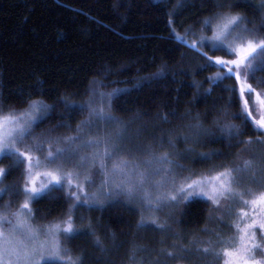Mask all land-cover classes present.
<instances>
[{
	"label": "snow or ice",
	"instance_id": "obj_1",
	"mask_svg": "<svg viewBox=\"0 0 264 264\" xmlns=\"http://www.w3.org/2000/svg\"><path fill=\"white\" fill-rule=\"evenodd\" d=\"M162 3L163 0L157 7ZM186 6V0H177L165 13L170 36L200 52L206 59L204 66L223 69L208 77L210 84L234 79V84L225 88L230 93L228 102L240 105L238 112L232 114L240 123L225 119V109L205 126L200 113H196L186 125L189 131L155 137L159 148L166 145L168 148L157 151L152 144L140 142L139 129L130 132L128 123L113 114V98L122 94L119 88L104 92L93 87L84 101L61 96L57 104L62 105V114L86 110L87 117L78 121L74 130L59 134L57 129L73 128L67 119L35 131L51 117L56 104L39 97L28 99L23 108L5 107L0 102V158L10 159L8 168L0 167V180L14 168H20L23 176L22 186L0 184V199L20 192L24 197L14 211L10 210V200L5 201L4 210L0 211V264H83V253L74 254L65 244L80 236H91L96 248L107 251L91 219L84 223L85 218L80 216L81 223L77 224L75 212L80 208L104 207L120 195L129 202L139 199L145 208L154 211L165 207L174 209L196 198H204L209 204L210 218L221 206V198L236 200L245 205L237 210L239 219L231 225L236 235L219 240L230 246L216 247L212 240L193 238L188 245L174 243V250L162 248L160 251L167 259L177 261L201 254L220 260L222 264H264V90L257 91L249 83L250 79H255L257 84H264V75H256L264 73V32L261 31L264 29V0H259L258 4L253 0H213L214 11L199 21L198 33L193 31L195 38L191 40L173 26L174 17ZM238 7L251 8L254 17L236 11ZM187 31H192L191 26ZM205 46L231 58L209 56L203 51ZM163 72L164 69H160L151 75L155 77ZM211 91L210 86L204 93ZM192 102L195 103V97ZM163 119L167 121L168 115ZM102 125L107 129L103 133L100 131ZM94 130L95 135L91 134ZM248 130L260 135L245 137ZM217 140L225 144L227 151L218 148L196 151L192 146L201 141ZM177 141L186 145L182 152L175 151ZM254 145L261 148L256 149ZM236 146H239L238 162L227 166L211 163L210 169L219 167V170L200 175L189 170L183 179L177 180V170L182 173L186 167L180 162L182 158L191 154V159L208 163L232 155L231 150ZM88 149L91 151H86ZM241 153H249V158H243ZM69 164L72 167H66ZM94 171L100 173L101 180L97 189L89 192L88 186L95 183ZM245 176L249 185L258 188L233 187ZM57 192L71 201L66 211L46 224H33L32 203L42 197L55 199ZM246 196L251 198L245 199ZM137 226H154L159 230L170 227L159 223L155 216L145 219L143 215ZM201 231L211 230L204 227ZM113 245L118 246L115 240ZM129 259H136L135 249Z\"/></svg>",
	"mask_w": 264,
	"mask_h": 264
},
{
	"label": "trees",
	"instance_id": "obj_2",
	"mask_svg": "<svg viewBox=\"0 0 264 264\" xmlns=\"http://www.w3.org/2000/svg\"><path fill=\"white\" fill-rule=\"evenodd\" d=\"M176 3L163 0L157 7L161 0H0V102L5 107L23 108L28 99L39 97L57 105L45 121L47 127L61 119L76 125L83 113L62 114L57 101L61 96L83 101L90 83L96 80L108 92L122 90L113 98V114L132 120L150 139L184 133L196 113L209 126L213 117L226 109L224 118L239 124L240 119L232 114L240 105L228 102L230 93L225 88L233 85L234 79L210 84L208 77L223 69L204 66L206 59L200 52L170 36L165 13ZM212 4L213 0H186L187 6L174 17L176 31L199 28V21L214 11ZM235 10L254 17L251 8ZM203 51L209 56H226L206 46ZM160 69H164L162 74L151 75ZM249 83L264 88L255 79ZM210 86L211 93L205 94ZM166 114L167 121L163 119ZM257 135L260 133L251 130L244 133L245 137ZM238 147L231 150L232 155L208 163L194 160L192 167L204 172L210 170L211 163L227 166ZM212 148L227 151L218 140L195 146L196 151ZM20 182V168L12 169L4 179L5 184ZM66 207L61 192L55 199L42 197L33 202L35 216L42 221L60 216ZM209 210L205 200L188 202L179 216V227L185 233H201L212 224ZM91 216L107 251L96 248L91 236L72 240V248L83 253V264H122L131 247H151L155 240L154 234L138 228V211L122 203L107 204Z\"/></svg>",
	"mask_w": 264,
	"mask_h": 264
},
{
	"label": "rangeland",
	"instance_id": "obj_3",
	"mask_svg": "<svg viewBox=\"0 0 264 264\" xmlns=\"http://www.w3.org/2000/svg\"><path fill=\"white\" fill-rule=\"evenodd\" d=\"M199 28L192 27V31H187V32L185 31L184 33H181V34H185L187 36V38L191 40V39L195 38L193 36V31H196L198 33ZM261 31L264 32L263 29ZM208 35H211V33L209 32ZM226 58H231V57L226 56ZM94 82H97V83H94ZM93 87H97L104 92H108L107 90L103 89L99 85L98 81L95 80V81H92L89 85L87 95H86L87 97L90 93V90ZM255 88L257 89V91L264 90V88H258V87H255ZM253 96H254V94H253ZM87 97H85L84 100H86ZM82 113H83L82 119H85L87 117V111L85 110ZM45 121L35 129L36 132H40L41 129L47 128V126L45 125V123H46ZM123 121H125V120H123ZM126 122L128 123V128H129L130 132H135L137 129H140L137 126H135V123L132 122V120H130V121L126 120ZM72 126H73V128L71 130L66 129V128L65 129L64 128L57 129V134L67 133L69 131L74 130L75 125L73 123H72ZM104 130H107V129H105V127L102 125L101 129H100L101 133H103ZM187 131H189L188 128L185 130V132H187ZM91 134L95 135L96 130H94ZM148 137L149 136L146 133L140 132V142L143 145L152 144L154 147H156L157 151L168 150L167 145L165 146V148L161 149L156 145L155 138L150 139L151 137H149V138ZM197 145H198V143H195L192 146L195 148V146H197ZM185 147H186V145L184 142L177 141L175 151L176 152H182L185 149ZM253 147L256 149L261 148L260 145H254ZM86 151H91V150L88 149ZM240 155L243 158H249V153H241ZM190 156H191V154H189V157L182 158L180 161L186 167L182 173H180V170H177L179 173L177 176L178 181L180 179H183V177L188 174L189 170H191L194 173V175H200L201 173L211 174L213 171L219 170V168H216V169H210V170L204 171V172H196L194 170V168L192 167V162L194 160L191 159ZM6 158L9 160L8 162L3 160ZM233 162H238L237 155L231 161V163H229L228 165H231ZM9 163H10V159L8 157L0 158V167L8 168ZM110 166H111V161H109V167ZM22 167L23 166H21V168ZM66 167L70 168V167H72V165L69 164ZM5 178H6V176L3 177L2 180H0V184H5L4 183ZM93 178L95 180V183L88 186L87 190L89 192L95 191L97 189V187L100 183V180H101L100 173L94 171ZM22 184H23V176L21 173L20 186H22ZM233 187L241 188V189H243L245 187H252L253 189L258 188L257 185H249L247 182L246 176L244 179L240 180V182L238 184L233 185ZM16 194H17V196L15 195V198L13 196L9 197L8 195H4L3 198L0 199V211L4 210L5 201H9V200L11 201L10 210L14 211L18 207V205L23 201L24 197H23L22 192L16 193ZM250 198H251L250 196L245 197V199H250ZM113 199L115 202H112V203H122L125 206L138 211L139 221H140L142 215L144 216L145 219H148L151 216H155L158 219L159 223H164V224L170 226V227H167L165 230H159V229L155 228L154 226L138 227L139 229L141 228V229L145 230V232H148L149 235L154 234L153 237L155 240L152 243L151 247L146 246V245L131 247L129 249V253H128L126 261L123 262L122 264H140L141 260H142V264H208L209 261H211V264H222V261H220V260H214L212 257L203 256L201 254H197L195 256H190L188 259H185V260H179V261L171 260V259H167L166 257H164L163 253H161L160 250L162 248L174 250L172 247L174 243L175 244L188 245L190 243V241H192L193 238H199L201 240H212L216 247L230 246L227 244L220 243L219 240L221 237L227 239L229 237L236 235L235 229L231 225L233 224V222H235L239 219V217L237 215V210L241 207H245V205L238 203L236 200H229V199L221 198V206L212 212L211 218H210V215L208 216L209 222H212L211 226L209 227V229L211 231L201 232L199 234H197V233L191 234V233H185L178 225L179 224V216H180L181 211L183 210V208L186 204L175 207L174 209H170V208L165 207L159 211H154L152 209L145 208L143 206V204L141 203V201L139 199H136V198H133L131 202H129L128 199L123 195L116 196ZM196 199L205 200L204 198H196ZM69 203H71V201H67V206ZM107 204H111V203H107ZM107 204H105V205H107ZM31 207L33 208V203L31 205ZM102 208L103 207H97V208H94L92 210H88L86 208H80L75 212V216H76V218L78 217V215H79V217L83 216L85 218V220L83 222L86 223L88 221V219H91V217H92L91 215L94 212L101 211ZM66 209H67V207H66ZM209 212H210V210H209ZM33 215L35 218L32 220V223L35 225H43V224H46L49 221L53 220L52 219L49 221L48 220L42 221L43 219H40L37 216H35L34 209H33ZM60 216H58V217H60ZM58 217H56V218H58ZM217 217H220L222 219H218ZM79 223L80 222H78V224ZM174 233H178V235H175ZM217 233L219 234V236L216 235ZM155 235H156V237H155ZM258 237H259V233H258ZM71 243H72V240L71 241H65L66 246L71 248L73 250L74 254H78L79 252L75 251L72 248ZM133 249H135L136 259L130 260L129 256H130V253ZM257 256L259 257V252L257 253Z\"/></svg>",
	"mask_w": 264,
	"mask_h": 264
}]
</instances>
